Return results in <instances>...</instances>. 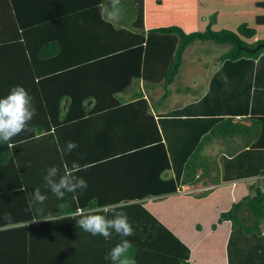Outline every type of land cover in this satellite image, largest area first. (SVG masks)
Wrapping results in <instances>:
<instances>
[{
	"label": "trees",
	"instance_id": "1",
	"mask_svg": "<svg viewBox=\"0 0 264 264\" xmlns=\"http://www.w3.org/2000/svg\"><path fill=\"white\" fill-rule=\"evenodd\" d=\"M40 1L0 0V98L22 85L36 108L34 131L14 137L11 148L0 142V264H110L105 255L121 237L92 236L68 217L92 199L118 204L127 214L135 233L127 238L134 264H190L189 247L142 202L199 183L198 169L202 165L207 174L210 165L209 158L199 164V154L215 137L247 136L242 150L222 156L216 183L264 176V107L256 103L264 91V39L247 42L257 31L246 23L237 32L215 31V16L204 31L188 34L171 26L147 33L145 0H132L137 16L132 29L140 32V43H86L90 25H109L97 2L86 3L92 12L47 19L38 12ZM69 26L72 35L67 30L62 36L61 28ZM196 42L230 46L201 100L157 119L148 115L144 99L127 105L118 100L153 65L150 73L167 90L166 99L185 51ZM118 58L122 62L110 69L92 70ZM140 109L146 118H139ZM237 117L252 125L235 123ZM69 141L78 147L62 155ZM73 161L81 165L76 175L88 187L59 200L43 177L51 166L63 174L65 163L70 167ZM170 171L173 176L164 177ZM21 185L26 191L18 190ZM37 187L48 198L29 208L27 192ZM5 212L12 214L11 225L2 219ZM223 222L232 223L229 264H264V191L257 188L254 197L234 203L222 213Z\"/></svg>",
	"mask_w": 264,
	"mask_h": 264
},
{
	"label": "crops",
	"instance_id": "2",
	"mask_svg": "<svg viewBox=\"0 0 264 264\" xmlns=\"http://www.w3.org/2000/svg\"><path fill=\"white\" fill-rule=\"evenodd\" d=\"M90 1L94 3L97 2L100 6L99 9H101V12L102 3L106 4L107 7L110 8V0H53L52 2H55L57 6L51 4L52 7H50V3H48L50 2L49 0H41L40 2L44 3V6L41 4L38 12L44 13L47 19L52 16L57 18V16L61 17L62 15H69L72 14V12H92V9L84 8L86 3ZM197 1L198 3L192 6L194 9L192 10L191 16H187L183 19V23H179L175 20H177L180 15L173 16L174 21L162 22L163 19H172L167 13L169 5L166 0H145V31L148 33V31L152 29L166 28L171 26H178L188 34L197 31H204L202 25L210 23L212 16L216 17L215 23L213 25V29L215 31L227 29V26L229 25L226 22L223 23L224 20H222V18L225 17L224 14L227 15L228 13L232 12V9L228 7L220 8L217 3L218 0ZM131 2L132 0H120V12L118 18L115 20H110L106 14H102V16L105 15V17H103L104 20L106 18L109 21L117 22V28L114 26V24L109 23L107 20L105 21L109 23V25H105L102 22H95L89 26V32H86L85 34V42H99L101 44L109 41L110 39L115 41V43H117L116 45L140 43V37H136V34L140 35V32L137 33L132 29V27L135 26L137 16L134 10L135 7L133 8L131 5H129ZM31 4L32 3L30 2V5ZM129 7H132L133 12L128 11ZM241 10L245 13L244 23L252 26L257 31L255 37L252 38L253 42L261 40L262 38L264 39V0H247V4L244 2L242 3ZM30 11V9L26 10L27 13ZM201 11H204L205 15L207 16L203 17ZM210 14L212 15L210 16ZM52 23H54V21ZM54 27L52 26L53 29ZM61 31L63 33L62 36L66 37V31L72 35V26L71 28L70 26L68 28H61ZM190 48L191 47H189L183 55L184 63L177 79H179L183 74V66L186 64L187 52ZM222 56L223 55H221L219 58L218 56L213 57L215 63H213V67L210 70L209 66H206L208 69H205L203 65L201 75L203 81H193L195 74L188 70L189 72L186 73V76H188L189 80H185V84L189 86L185 91L192 96V99L189 101L184 99V91H181L180 86H176L177 79L172 85L169 86L171 91L170 96L164 99L167 90L163 87V85L157 83L153 77L155 75L150 73L155 72L154 65L149 70V73H141L144 77L139 80H134L132 86L125 93H122L118 96V100H120L122 104L127 105L135 103L139 99H144L146 100L145 106L149 108L148 115L155 116L156 119L157 115L159 114L168 113L176 109H183L190 104L198 102L207 95L210 89L212 77L222 66ZM155 58V61L159 60L157 55ZM116 62L119 64L122 62V60L118 58L101 66L93 67L92 70L99 71L101 68L110 69L112 66L116 65ZM192 77L193 79H191ZM190 85H192L193 88L192 86L190 87ZM257 99H260V102ZM257 99L256 103H258L259 106L264 107L263 90L262 94L259 95ZM171 102H174L175 104L171 105ZM92 104V102L89 103V105ZM65 109L66 106H64V110ZM139 118H146V115L141 109L139 111ZM234 122L242 123L246 126L252 125L251 120L245 119L244 117H237ZM124 135L126 137H130L129 134ZM245 138H247V136L225 138L226 140H230L232 142L228 144L224 140L219 142V138L215 137L213 141L201 149L198 163H203V161H205L207 158H211V161H214V159L218 157L221 159L223 155H230L231 153H236L237 151L242 150L245 147ZM220 151L223 152V154L217 157L216 154ZM209 164V171L207 174L205 173L202 165L201 168L198 169L197 178H201L199 183L190 186H182L178 193L170 196H150L143 200L142 204L150 213L157 217L165 227H167L176 237H178L185 245L189 247L190 264H229L227 243L232 230V223H219L220 217L223 212L230 210L234 203L240 202L247 196L254 197L257 188H261L264 191V176L246 178L238 182L236 185L234 183H216L215 179L218 178L219 175L218 169H216L212 163ZM172 176V171L167 172V174L164 175V177L168 178ZM240 183H243L244 185ZM231 184H233L234 187H232ZM228 187L230 188V191ZM205 188L208 189L202 192V190ZM187 189H194L193 193H196L193 195L185 194L184 191ZM214 226H216L215 229ZM210 238H213L212 242H207L210 240ZM211 243L213 244L211 247H209V244Z\"/></svg>",
	"mask_w": 264,
	"mask_h": 264
},
{
	"label": "clouds",
	"instance_id": "3",
	"mask_svg": "<svg viewBox=\"0 0 264 264\" xmlns=\"http://www.w3.org/2000/svg\"><path fill=\"white\" fill-rule=\"evenodd\" d=\"M119 5L120 0H110V8H104L101 5L102 14H106L110 20L117 19L120 12ZM35 115L33 97L28 90L22 85L13 86L6 96L0 98V142L11 148L13 144L10 141L14 137L22 132L34 131L30 122ZM77 147L75 142H67L62 149V155L71 153ZM80 168L81 165L77 161H73L70 167L65 163L63 174H60L58 167H49L43 177L44 187L59 200H63L66 193L79 192L82 195L88 185L83 178L76 175ZM18 190L26 191V186L21 185ZM27 194L29 208L37 203L43 204L48 198L46 194H42L39 187ZM118 208V204L99 205L95 199H92L88 202L87 208H77L76 211L69 213L68 217L75 219L78 228L92 236H102L106 240L111 238L113 233L120 236V242L109 250L105 255V260L110 264H134L128 256L132 245L127 239L135 234L134 228L127 214ZM2 219L11 225L12 214L5 212Z\"/></svg>",
	"mask_w": 264,
	"mask_h": 264
},
{
	"label": "rangeland",
	"instance_id": "4",
	"mask_svg": "<svg viewBox=\"0 0 264 264\" xmlns=\"http://www.w3.org/2000/svg\"><path fill=\"white\" fill-rule=\"evenodd\" d=\"M166 2L169 5V9L167 10V13L170 15V18H172V19L171 20L163 19L162 22L174 21L173 16L180 15V17L177 20H175L179 23H183L184 18H186L187 16H191L192 10L194 9L192 6L194 4L198 3L197 0H183V1L166 0ZM243 2L247 4V0H218L217 1L220 8H227L228 7V8L233 10L232 12L228 13L227 15L224 14L225 17L222 18V20H224L223 23L226 22L229 25V26H227V29H225V30L237 32L238 28L242 24H244L245 13L242 12V10H241ZM102 5L104 8H108L106 4L102 3ZM201 13L203 14V17L207 16V15H205L204 11H201ZM212 14H210V16ZM103 17H105V15H103ZM105 20H107L111 24H114V26L116 28L118 27L117 22L109 21L106 18H105ZM208 24L202 25L203 30L206 29V26ZM250 27H252V26H250ZM261 40H263V38ZM246 41L249 43H254L252 39L251 40L249 39V41L248 40H246ZM229 49H230V46H228V45H219V44H216L214 42H196L193 46H191V48L187 52L186 64L183 66L184 67L183 74L180 76L179 79H177V82H176V86L179 85L181 88V91L182 90L184 91L183 95H184L185 100L189 101L190 99H192V96L185 91L186 88H188V86H189V85L185 84V80L188 79V76H186V73L189 72L188 70H190L191 72H193L195 74L194 79H193V77L191 78V79H193V81H203V78L201 77L203 65H204L205 69H208V67H206V66H209V70L212 69L213 63H215V60L213 57L218 56V58H219L221 55L228 52ZM191 86L192 85H190V87ZM192 88H193V86H192ZM192 90H194V89H192ZM173 104H175V103L171 102V105H173ZM219 140H220L219 142H222L224 140L228 144L232 143L230 140H226L224 138L223 139L219 138ZM223 148H222V150H223ZM220 152H218L216 154L217 157L223 154V152H221V153ZM224 156H228V155H224ZM209 159H211V158H209ZM220 160L221 159H219V157H218V158L214 159V161L210 160V163H212V165L215 166L216 169H218V168H221V166H222V163ZM219 164H220V166H219ZM240 184H243V183H240ZM247 185H248V183H247ZM231 186L234 187L233 184H231ZM207 189L208 188L203 189L202 192L206 191ZM193 191H194V189H190V190L187 189L184 191V193L193 195L194 193H196V192L193 193ZM229 191H230V188H229ZM212 239L213 238H210V240L207 242H212ZM212 244L213 243L209 244V247H211Z\"/></svg>",
	"mask_w": 264,
	"mask_h": 264
}]
</instances>
